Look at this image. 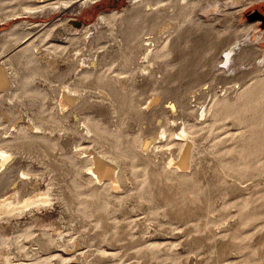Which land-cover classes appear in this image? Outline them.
Listing matches in <instances>:
<instances>
[{"label": "rangeland", "instance_id": "obj_1", "mask_svg": "<svg viewBox=\"0 0 264 264\" xmlns=\"http://www.w3.org/2000/svg\"><path fill=\"white\" fill-rule=\"evenodd\" d=\"M32 1L0 0V19L8 17L0 22V42L7 35L13 39L16 44L10 49L11 54L27 46L30 47V54L36 51L38 45L44 46L43 50L50 44L68 47L69 34L75 33L74 29L81 30L85 25L94 23L100 13H121L132 6L130 0H99L82 8L80 12L62 10L37 16L28 12L29 8L36 6ZM199 1V7H196L191 17L192 23H189L191 30L200 28L203 31L208 27L211 30L209 37L223 42L228 39L225 32L232 24L231 30L239 31L238 35H245V38L252 37L256 41V50L264 54L262 21L249 19L254 12L264 14V0H224L225 7L207 12L203 6L208 5V0ZM126 27L127 22L123 21L115 25L106 24L101 29L105 38L100 39L98 44L114 53L116 41L122 40V31ZM44 29L49 32L48 43L40 40ZM259 34L261 38H258ZM153 36L147 35L145 38ZM237 37L233 36V39ZM74 53L76 51H71V55ZM221 53H218L214 65L219 64ZM199 54L191 59L193 64L181 62L177 56L179 53L167 57L169 70H172L167 75L165 70L157 68L154 71V83L148 86L149 89L140 92L142 102L149 100L151 95L154 98L153 94L160 92L165 78L175 80L177 83L172 85H175L173 89L176 92H170L171 96L174 94L176 97L184 91L192 116L182 115L179 106L180 111L172 113V101L164 94L147 109L149 112L153 108L163 107L160 113L148 115L149 119L141 125L144 132L139 131L135 117L121 121L118 115L111 113L108 103L99 105L94 102L95 109L86 111L88 122H92L101 136H104L98 138L99 144H105L110 139L116 145V150L127 159L130 174L126 176L127 186L119 191L111 189L108 180H104V184L103 181L98 183L88 175V158L92 149H98L99 144L98 141L94 142L93 135H87L81 119L70 117V125L75 124L74 131L65 134H48L50 131H42L44 129L38 133L33 132L37 137L42 136L45 144H48L46 149L38 141L31 148L30 154L15 155L9 169L0 173V196L15 190L19 191V195L21 191L20 197H26L32 191L46 190L49 187L48 173L57 161V170L61 176H66L60 177L59 183L70 186L69 200L73 203L70 208L75 207L69 210L60 201L53 200L49 205L32 207V210H27L17 219L0 222V233L14 239L17 246L6 256L0 251V264H264L263 57L260 58L258 54L254 60L238 65L234 71L225 67L220 73L222 75L210 76L209 73L205 79L202 73L207 66L202 64L204 58L201 56L209 57L211 52L201 56ZM75 58L70 57V60ZM41 61L45 62L46 59ZM66 65L60 63L58 71H67ZM113 70L122 71L118 68ZM140 76L138 70L135 80L143 83V77ZM125 77V74H120L118 83L123 84L124 89L129 87ZM32 86L46 88L41 82ZM204 103H210L205 118L201 109ZM214 105L221 109L215 111ZM25 108V105L12 106L0 100V115L5 111L11 113L8 118L1 117L5 129L0 131L3 136L8 134L10 137L9 133L15 131L18 125L27 128ZM140 108H145V105ZM174 116L178 117V123L182 119L186 121V128L202 141L203 147L196 160L198 163L192 166L193 169L177 171L175 166H168V162L177 157L184 143L183 137L179 136L182 127H173ZM162 123L168 126L169 137L167 140L156 139L155 146L149 149L153 153L139 150L137 155L127 147L130 142L142 143L148 136L155 138L162 129ZM6 130L7 133H4ZM47 151L50 156L45 160L46 166V162L42 163L40 158ZM22 172L28 173V176L22 178ZM76 172L84 176L86 174L88 182L77 180Z\"/></svg>", "mask_w": 264, "mask_h": 264}, {"label": "bare ground", "instance_id": "obj_2", "mask_svg": "<svg viewBox=\"0 0 264 264\" xmlns=\"http://www.w3.org/2000/svg\"><path fill=\"white\" fill-rule=\"evenodd\" d=\"M97 1L99 0H33L32 3L36 6L29 8L30 11H27L32 12V14H35L37 16H46L53 12L62 10L80 12L82 11V8H87L88 6L95 4ZM207 2L208 5L203 6V10L206 12L215 11L218 8L226 6V1L224 2V0H208ZM130 3L132 5L131 8L126 9L121 13L116 11L109 13H100L94 23L85 25L81 30L74 29L76 30V32L74 31L75 33H68L70 35L69 36L67 34V36L70 37L68 38V43H70V46L68 47L50 44L48 46H45L46 48L43 50L44 46L42 47L41 45V47H39L38 45L39 48L37 47L36 51L30 54V47L27 46L19 50L18 53L11 54L12 50L10 49L13 48V46L16 44L14 43L13 39L9 35H7L4 37L3 42H0V100H5L11 103L12 106L13 104L25 105V109L27 110L26 116L28 120L27 128L20 125H18V127L16 126L17 128L15 131H10L11 133L8 132L10 134V137L8 134L7 136H3V134H1L0 132V173H2L4 170L9 169L13 159L15 158V155L19 153L30 154L32 152L30 150L33 146L36 145V142H41L38 144L44 146V148L42 147L43 149H46L45 147H47L46 145L48 144H45V141L41 138L42 136L37 137L34 135V133L40 132L41 129H44L42 131L47 130L46 132L50 131L48 132V134H52V132L67 133L74 131L73 126L75 124L73 126L72 124L70 125V117L81 119V122L85 124L87 135H93L92 138L95 139H93L94 142H97L98 138H103L104 136H101L93 123L88 122V117L86 116L87 110L95 109L94 102L99 103V105H104V102L105 104L108 103L110 106V110L112 111L111 113L118 115L120 120H123V122L127 119L135 117L138 124L137 127L140 132H144L141 125L145 123V120L149 119L148 115L150 113H160L163 109V107L161 106L153 108L149 112H147V109L156 104L160 100V96L163 94L167 95V97H169L172 101L170 107V111L172 113L180 111L178 108L179 106L182 109V115L186 117L192 116V112L189 111L188 99L185 97L184 91L179 92L176 97L173 93V95L171 96L170 92H173V90L176 92V90L173 89L175 85L173 86L172 83L177 82L175 80H171L170 78H165V80H163V85L165 86L162 85L160 87V92H156L153 94L155 95L154 98H151V95L149 97V100H143V102L141 101L140 92L149 89L148 86L152 85L156 80V72L154 71L159 68L160 70H165L168 75V72L172 70H169L170 65L166 61L167 57H171L172 55L179 53V55L177 56L181 62L187 61L186 63L193 64L194 62H192L191 59L193 57H196V54L200 53L199 55L201 56V54L206 55L211 52V55L209 57L201 56L202 58H204L202 64L204 63L205 66H207V69L210 67V72L206 69L205 72L202 73L204 75V78L206 79L209 73L210 76L222 73L225 67L230 71H234L238 65H244V63L251 62L252 60H254L255 56L259 54V52L256 50V44H254L256 43V41L250 36H248V38H245V35H238L239 31L230 29L232 28V24L229 25L230 28L227 32H225V34L228 35V39L223 42L213 39L214 37H209V35H211V30L208 27H206L203 31H200V28H194L191 30V26L189 27V23H192V14L195 11L196 7H199V0H130ZM219 11L221 12V10ZM6 18L8 17H5L3 19L5 20ZM3 19H0V22H2ZM120 21L127 22V27L124 31H122L124 32L122 40L116 41V51L114 53H110L112 50L109 51L108 48L106 49V46L98 44L100 39L105 38V33L101 29L103 28V26H106V24H108V26L113 24L115 25ZM25 27H27V25ZM71 31L73 32V30ZM152 34H154L153 37L145 38V36ZM48 36L49 32L45 30L40 36V40L46 43ZM199 36H206L208 38H200ZM233 36L239 37L233 39ZM261 36L262 35L259 34L258 38H261ZM241 37L244 38L241 39ZM30 45L31 43L29 44V46ZM73 50L76 51V53L71 55V51ZM219 52H222L220 54L222 55L220 57L221 60L219 64L214 65L216 60L218 59L217 56ZM259 55L260 58L263 57L264 61V54ZM70 57L76 58L70 60ZM42 59H46V61L42 62ZM239 60H241V62H238ZM62 62L68 65L67 71H58V66ZM76 62H78V65L76 64ZM114 68H118L122 71H115L113 70ZM138 70H140V77H143V83L135 80V75ZM186 70L188 71V69ZM120 74L126 75L125 79L129 84V87H127L126 89L123 88V84H118L120 81ZM38 82L43 83L44 87L46 88H42L40 86H32L37 84ZM169 84H171L172 88H170ZM209 104L206 105L204 103L201 106V109H203V117H206V114L209 111ZM142 105H145V108L141 109L140 107ZM214 108L215 111L221 109L220 107H218V105H214ZM10 114L11 113H9V111H5L2 116L4 118H8ZM2 116L0 115V131L4 129L2 127L3 120L1 121ZM163 123L161 125V131H156L158 132V135L155 138L153 136L152 138L146 134L148 137L144 139L142 143L136 144L134 142H130L127 147L137 155H139L137 153L139 150L147 153V151H150L149 149L151 147L155 146L156 139H166L169 137L168 126ZM172 124L173 127L176 126V128L182 127L181 129L179 128L181 130L179 136L183 137L182 141L184 143L183 145L181 144L182 148L181 151L177 154V157L171 158V161L168 162V166H175L177 171H186L187 169L189 170L193 165H195V163L197 162L196 160L199 159V152H201L200 149H202L201 146L203 144L200 138L194 135L195 133L186 128V121H184L183 119L178 123V117H175L173 118ZM5 132L7 133V130L4 131V133ZM85 136L86 135H84V138ZM47 152L46 154L44 152V155H42L43 158L40 156L41 160L38 157V159L42 163H45V160L50 156V152ZM38 159L36 158V160ZM88 160L90 161V166L88 168L90 174L88 173V175L93 179L92 181H96L98 183L103 181L102 183L104 184V180H108L109 186L113 190H118L122 187L124 188V186H127V184H125L128 180H126V176L127 174H130L128 173L129 170L127 168V159H125L124 155L116 150V145L110 139L109 141L106 140L105 144L100 143L98 149L93 148ZM145 160L147 161V159ZM62 162L64 161L62 160ZM56 163H54L55 166H53L52 169L50 168V173L47 172L50 175L49 180L47 181L49 187H47L46 190L41 189L35 192L32 191V193H29L26 197H20L21 191L19 195V191L15 190L13 192L4 193L0 196V222L4 223V221L8 222L13 219H17L27 210H32V207H40L41 205V207H43V205L45 204H51L53 200L60 201L61 204L63 203L65 205L64 207H68V209L70 208L72 203V201L70 202L69 200L71 199L69 198L70 186H62V184L60 185V177H63L64 175H60L59 171L57 170L58 166L56 167ZM27 174L25 172H22L20 176L23 178V176H28ZM85 176L87 175L85 174ZM85 176L82 173L78 172H76L75 175L76 179L80 181H87L88 179ZM93 187L95 186L93 185ZM91 191H93V189ZM72 207L74 208L75 205ZM71 208L69 210H71ZM36 209L37 208H35L34 210ZM59 236H61V234ZM59 245L61 244H57V246ZM64 245H66V243ZM13 247H17L15 246L14 239H9L3 233H0L1 254L5 256L8 255Z\"/></svg>", "mask_w": 264, "mask_h": 264}, {"label": "water", "instance_id": "obj_3", "mask_svg": "<svg viewBox=\"0 0 264 264\" xmlns=\"http://www.w3.org/2000/svg\"><path fill=\"white\" fill-rule=\"evenodd\" d=\"M250 20L260 19L262 21V25L264 26V14H260L259 12H254L249 16Z\"/></svg>", "mask_w": 264, "mask_h": 264}]
</instances>
